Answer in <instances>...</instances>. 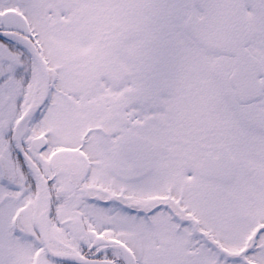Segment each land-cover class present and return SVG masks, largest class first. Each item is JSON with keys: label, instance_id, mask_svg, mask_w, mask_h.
<instances>
[{"label": "snow or ice", "instance_id": "6c2138e0", "mask_svg": "<svg viewBox=\"0 0 264 264\" xmlns=\"http://www.w3.org/2000/svg\"><path fill=\"white\" fill-rule=\"evenodd\" d=\"M0 264H264V0H0Z\"/></svg>", "mask_w": 264, "mask_h": 264}]
</instances>
